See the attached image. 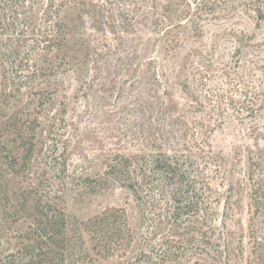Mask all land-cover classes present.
<instances>
[{"label":"rangeland","instance_id":"374dc122","mask_svg":"<svg viewBox=\"0 0 264 264\" xmlns=\"http://www.w3.org/2000/svg\"><path fill=\"white\" fill-rule=\"evenodd\" d=\"M224 1L228 8L204 15L196 35L184 25L185 69L163 78L172 69L169 51L158 53L163 27H141L134 12L133 28V1L121 6L125 31L112 32L115 0H54L58 16L46 9L51 0H0V190L8 196L0 201V264L22 261L38 197L66 215L65 264H264V109L239 111L248 107L245 69L264 59L255 47L264 43V0ZM58 18L67 42L44 45ZM263 78L253 84L257 96ZM20 125L27 134L34 127L26 160L13 134ZM149 152L194 165L207 192L202 220L175 226L167 196L133 193L119 164ZM16 199L26 212L11 208Z\"/></svg>","mask_w":264,"mask_h":264},{"label":"trees","instance_id":"16d2710c","mask_svg":"<svg viewBox=\"0 0 264 264\" xmlns=\"http://www.w3.org/2000/svg\"><path fill=\"white\" fill-rule=\"evenodd\" d=\"M51 0V5L46 9L53 14L57 8L54 7ZM128 0H118L117 6L116 0L111 10L112 21L107 25V29L111 28L112 32H115L122 25L124 28V22L122 21L124 14L121 13V6L126 5ZM135 5L133 8V28L135 27L134 12L135 15L141 13V19L139 25H144L145 28L148 25L152 28L163 27L161 30V39L165 38L167 45H163V53L161 50L159 54H165L167 51L169 62L172 66L170 69L167 65L161 72V76L166 77V70L172 72L175 78H179L186 66V59L180 56L178 49L180 47V31L184 30L186 23L193 27V34H197V25L204 15L215 16L217 10L220 8H228L227 2L224 0H193L191 3L189 0H130ZM141 2L142 5H138ZM137 6V8H136ZM133 7V6H132ZM119 10V12H118ZM143 10V12H141ZM258 8V20L264 19V14L259 11ZM46 11V10H45ZM57 12V11H56ZM59 11L57 12L58 16ZM142 13H144L142 15ZM115 16V17H114ZM205 16V18H207ZM119 19L115 21V19ZM31 22L34 23V19ZM147 23V25H146ZM149 23V24H148ZM65 24L60 18L55 21L52 32H46L43 34L44 45H64L67 42L66 33H62L61 28ZM34 26V25H32ZM33 29V28H32ZM125 31L124 29H121ZM140 40V39H139ZM264 42V41H263ZM257 51L259 49L264 50L263 45L255 46ZM242 48L238 47L236 52L239 53ZM138 50L135 49L133 54H137ZM138 59L137 55L133 56V61ZM158 57L150 59L148 65H152ZM165 64L167 62L165 61ZM251 67L245 69L247 75V87L245 91V98L248 99V107L240 108L239 111H245L247 114L256 113L259 109H264V90L259 96L256 95L257 88H254V83L257 81V76L263 75L264 77V59L261 57H255L250 63ZM150 74V73H149ZM152 75L157 76V73L152 72ZM243 80V78H242ZM264 80V78H263ZM250 83V84H248ZM264 89V87H262ZM166 97H169L168 93H162ZM30 133H26V127L20 125L19 129L14 131L15 144L19 145L25 152L24 159H28L33 152L34 139L33 131L34 127L28 128ZM6 158L9 161V170H12L16 165L17 157L13 153L11 155L6 154ZM6 162V161H5ZM26 162V161H25ZM120 165V166H119ZM115 165V169L119 166L124 173L129 177V187L133 190L134 194H141L149 200H153L154 192L159 195L167 196L168 203L171 212L169 213V220L177 226L182 218L198 217L202 220V216L207 215V192L206 186L191 174V168L193 164L189 160L182 159L178 154H169L161 152H149L133 155V158H125L123 163ZM66 165L63 163L61 173L65 174ZM259 190V188L257 189ZM2 198L0 201L6 200L8 203L7 191H1ZM258 194V193H257ZM12 207L17 209V213L26 212V201L14 200ZM32 210L34 217V238L31 240V244L26 245L23 249L19 250L23 252L22 261L15 262L13 264H65L69 253V239L66 232L67 218L62 208L58 203L53 200L43 201L41 197L36 198L29 207ZM16 212V211H15ZM206 217L203 221L205 222ZM33 236V235H32Z\"/></svg>","mask_w":264,"mask_h":264}]
</instances>
